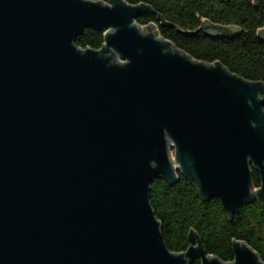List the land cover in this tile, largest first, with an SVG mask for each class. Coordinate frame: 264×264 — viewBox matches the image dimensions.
<instances>
[{"label":"water","instance_id":"1","mask_svg":"<svg viewBox=\"0 0 264 264\" xmlns=\"http://www.w3.org/2000/svg\"><path fill=\"white\" fill-rule=\"evenodd\" d=\"M149 10L0 0V264H264L246 242L230 263L196 235L184 253L164 242L157 179L182 172L231 217L264 202V83L140 28ZM87 29L105 32L100 49L77 46Z\"/></svg>","mask_w":264,"mask_h":264},{"label":"trees","instance_id":"2","mask_svg":"<svg viewBox=\"0 0 264 264\" xmlns=\"http://www.w3.org/2000/svg\"><path fill=\"white\" fill-rule=\"evenodd\" d=\"M109 3V0H91ZM143 4L150 10L140 15V28L153 25L156 35L169 40L193 60L219 62L232 74L264 83V0H123ZM206 24L238 27L234 38L217 37L200 28ZM105 32L85 30L76 44L83 49H100ZM253 184L261 187V175L253 168ZM150 203L162 224V235L173 253H184L196 235L209 255L226 263L235 259L234 241L246 242L264 261V202L257 199L230 216L219 199L205 201L194 183L182 172L169 184L157 179L152 184ZM193 264H201L196 260Z\"/></svg>","mask_w":264,"mask_h":264},{"label":"rangeland","instance_id":"3","mask_svg":"<svg viewBox=\"0 0 264 264\" xmlns=\"http://www.w3.org/2000/svg\"><path fill=\"white\" fill-rule=\"evenodd\" d=\"M119 60H120V61H124V60H122V59H120V58H119Z\"/></svg>","mask_w":264,"mask_h":264}]
</instances>
